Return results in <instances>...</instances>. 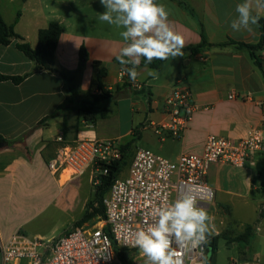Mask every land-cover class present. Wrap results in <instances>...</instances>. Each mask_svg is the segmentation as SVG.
Masks as SVG:
<instances>
[{
    "label": "crops",
    "instance_id": "crops-1",
    "mask_svg": "<svg viewBox=\"0 0 264 264\" xmlns=\"http://www.w3.org/2000/svg\"><path fill=\"white\" fill-rule=\"evenodd\" d=\"M156 2L166 6L172 27L183 36L185 55L169 58L160 69H154L156 78L147 76L140 65L137 80L129 78L130 86L107 101V117L90 124L83 120L79 103L85 93L95 90L100 68L106 69L102 83L107 90L125 81L115 58L125 44L119 35L123 29L98 20V14L106 10L100 0H0L6 24L33 48L38 45L40 29L52 22L64 27L56 68L76 71L81 47L89 56L77 76L81 95L76 98L59 74L36 71L16 42L0 45V74H30L18 85L0 82V144L8 143L0 147V250L16 232L51 241L57 238L45 239L50 226L65 224L60 238L83 218L87 204L94 199L93 168L75 177L54 175L48 165L63 145L85 139L114 141L120 147L133 142L130 152L134 154L145 148L175 160L182 153L202 155L211 135L236 142L251 130L264 136V46L256 52L262 64L259 67L247 49L227 44L257 45L264 39L260 24L254 26L253 33L230 28L229 21L237 15L235 6L243 0ZM259 14L264 17V10ZM202 33L210 46L193 52L189 48L202 43ZM94 62L101 65L94 67ZM180 89L191 92L197 107L193 118L179 135L168 132L157 136L154 125L171 121L165 102ZM232 92L236 97L230 99ZM47 117L51 119L27 137L26 146L14 143ZM137 141L142 146L135 145ZM128 173L129 169L122 178ZM206 181L214 191V201L207 209L211 211L212 236L231 233L236 238L251 227L250 240L259 245L264 240V216L259 218L260 211L264 212V151L251 156L242 168L212 163Z\"/></svg>",
    "mask_w": 264,
    "mask_h": 264
},
{
    "label": "built area",
    "instance_id": "built-area-1",
    "mask_svg": "<svg viewBox=\"0 0 264 264\" xmlns=\"http://www.w3.org/2000/svg\"><path fill=\"white\" fill-rule=\"evenodd\" d=\"M261 58H264V50ZM121 77L125 79L128 75ZM135 87L139 89L140 85ZM191 97L188 89H180L167 98L166 110L170 109L171 121L154 125L157 136L168 132L177 136L184 130L197 109ZM235 97L236 92L229 95L230 99ZM260 151H264V136L258 130H251L246 138L237 142L211 135L202 155L182 153L175 160L138 148L127 177H118L105 198L106 217L97 226L76 227L52 241L16 232L1 247L3 264H125L116 254V248L128 254L139 251L132 247V238L137 230L147 227L154 208L165 200L173 201L189 193L207 210L214 201V191L206 181L210 165L224 162L242 168ZM121 156V148L114 141L85 139L63 145L48 168L59 177L65 173H69V177L80 176L93 168L95 176L101 165H110ZM102 173L107 174L108 168ZM213 239L211 235L203 246L204 256L208 257ZM201 259L197 249L185 258V264H200ZM128 260L129 264H139L133 263L132 256ZM234 264H264V260Z\"/></svg>",
    "mask_w": 264,
    "mask_h": 264
},
{
    "label": "clouds",
    "instance_id": "clouds-1",
    "mask_svg": "<svg viewBox=\"0 0 264 264\" xmlns=\"http://www.w3.org/2000/svg\"><path fill=\"white\" fill-rule=\"evenodd\" d=\"M100 3L106 10L98 14V20L123 29L119 35L125 44L115 57L121 65V76L127 74L135 82L143 59L147 76L156 78L157 71L148 68L154 60L167 61L185 55V40L172 27L165 5L156 0H100ZM260 10H264V0L238 3L237 15L229 21L232 31L253 33L254 26H259ZM150 215L147 227L137 230L131 242L145 258L144 264H185V258L197 249L202 257L200 264H208L203 246L212 235V218L195 196L185 193L173 201L165 200Z\"/></svg>",
    "mask_w": 264,
    "mask_h": 264
},
{
    "label": "trees",
    "instance_id": "trees-1",
    "mask_svg": "<svg viewBox=\"0 0 264 264\" xmlns=\"http://www.w3.org/2000/svg\"><path fill=\"white\" fill-rule=\"evenodd\" d=\"M259 24L264 31V17H261ZM64 27L58 22H52L49 24L47 28L40 29L38 32V45L33 48L30 43L25 41V39L17 34L12 26H9L4 21L1 13H0V45L9 46L12 43H15L16 48L21 51L26 57H28L35 64V70L47 71L51 73L59 74L65 83L68 86V90L73 97H80L81 91L79 89L77 83V76L82 72L84 66L89 60L88 52L85 47H81L79 51V67L76 71H69L65 69H58L55 67L56 62V50L58 47V43L61 35L64 33ZM202 43L194 48H189L193 52L196 50H200L203 47L210 46L207 42L205 34L202 33ZM227 44L237 45L239 48L247 49L251 56L256 60V63L259 67H261L260 57L256 55L258 50H261L264 46V39L257 44H245V43H236L233 41L228 42ZM224 44V45H227ZM165 61L154 60L149 67L152 69H160ZM94 67H99L101 64L99 62L93 63ZM141 65H145V61L142 59ZM5 76L0 74V82L1 81H12L14 84L18 85L22 83L28 76ZM106 75V69L100 68L95 90H90L84 94V97L80 100L79 103V111L83 115V120L90 124H96L99 118H106L108 115L106 103L108 100H111L117 96L120 90L127 88L130 86L129 76L125 78V81L122 86H117L113 90H107L103 83L102 79ZM142 94H145L144 91H139ZM148 95V94H147ZM149 96V95H148ZM51 119V117L44 118L40 121L34 128H32L29 132L24 134L18 141L14 143H22L26 146L27 137L39 126L43 125L46 121ZM3 140L0 137V141ZM133 142L122 145L121 148V159L116 162L111 163L110 165H101L99 168V172L96 173L94 177V186H95V196L92 201L87 204L86 212L81 220L76 223V227H80L81 224L89 221L92 217L98 216L101 219H105V206L104 200L106 196L109 194L112 185L115 180L121 173L122 170V162L125 158V155L131 151ZM108 168V173L103 174L102 171ZM261 193L264 195V182L262 184ZM264 216L263 210L260 211L259 218L261 219ZM106 231H109V228H106ZM251 227H248L246 233L244 235L238 236L234 238L237 241L248 242L250 240ZM210 248H212V256L216 252L217 249V238H214ZM116 254L121 257L125 261V264H129V260L123 256L126 254L120 249L116 248ZM210 260V259H209ZM210 262V261H209Z\"/></svg>",
    "mask_w": 264,
    "mask_h": 264
},
{
    "label": "rangeland",
    "instance_id": "rangeland-1",
    "mask_svg": "<svg viewBox=\"0 0 264 264\" xmlns=\"http://www.w3.org/2000/svg\"><path fill=\"white\" fill-rule=\"evenodd\" d=\"M137 146H142L139 141L135 143ZM134 153L128 152L125 155V158L122 162V170L120 173V177H124L131 165L133 160ZM95 177V176H94ZM94 178H93V188H94V196H95V186H94ZM209 215L211 211H208ZM103 219L99 218L98 216L92 217L89 221L81 224L80 227H95L97 224L102 221ZM70 224L68 227H71ZM65 228L64 223H57L49 227L51 233L48 234L47 238L45 239H53L58 238L63 234V229ZM76 228V226H75ZM67 229V228H66ZM227 235V236H225ZM214 238V237H213ZM52 241V240H51ZM257 241L254 239L248 242L237 241L234 239V236L229 233H221L220 236L217 238V249L213 256H210V264H234V262H245V261H257V260H264V240L258 245L256 244ZM124 254V252H123ZM127 259L132 256L133 263L144 264L145 258L142 257L140 252L132 253V254H124Z\"/></svg>",
    "mask_w": 264,
    "mask_h": 264
},
{
    "label": "water",
    "instance_id": "water-1",
    "mask_svg": "<svg viewBox=\"0 0 264 264\" xmlns=\"http://www.w3.org/2000/svg\"><path fill=\"white\" fill-rule=\"evenodd\" d=\"M8 143H1L0 144V147H3V146H6ZM210 256H212V248H210V251H209V255H208V257H209V259H210Z\"/></svg>",
    "mask_w": 264,
    "mask_h": 264
}]
</instances>
